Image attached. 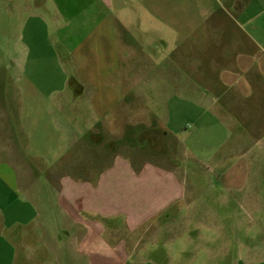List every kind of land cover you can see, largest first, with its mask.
<instances>
[{"label":"crops","instance_id":"1","mask_svg":"<svg viewBox=\"0 0 264 264\" xmlns=\"http://www.w3.org/2000/svg\"><path fill=\"white\" fill-rule=\"evenodd\" d=\"M163 102L190 150L216 138L192 162L217 205L164 163L156 140L185 148ZM192 249L264 264V0H0V264H187Z\"/></svg>","mask_w":264,"mask_h":264},{"label":"rangeland","instance_id":"2","mask_svg":"<svg viewBox=\"0 0 264 264\" xmlns=\"http://www.w3.org/2000/svg\"><path fill=\"white\" fill-rule=\"evenodd\" d=\"M132 94L135 95L136 97L145 96V93H143V91H141V88L138 85H135L133 87V93ZM151 96H153V95H151ZM156 98H157V95H156ZM157 104H158V100H156V105ZM159 108L160 109H158L159 110L158 115H161V120H162L161 122L163 125L162 130H164V131L172 130V132H174L175 136L178 137V139L180 140L182 145H184V148H185V149H183V147H182V149L178 151V149H175V147H173V145H170L171 150H167L166 145L164 143V139H163L164 137L161 138L160 142H158L156 140L155 141L156 143H159V144L161 143L162 150H164V152H166V154L168 153L167 156L166 155L163 156L164 163H165L166 157H171V158L179 157V160H178L180 162L179 165L183 164L185 169L188 168L185 171L188 174V176H191L192 178L194 177V179L198 180L197 185L195 184V186L197 188L196 189L197 195H195L196 198L194 201L195 206H202V205H206L207 203H208L207 205H211V206L217 205L218 200H217L216 191H220V190L216 189V188H218V185L216 184V179H215L214 175L208 174V171L204 170V167L202 165H199L201 170H198V166L192 162L193 161L192 157L194 156L193 155L194 152L197 153L198 155H202V152H204V153L208 152V151H204L203 148H206V147L208 148L209 142L216 140V138L213 137L212 139H209L207 137V135H204V137H201L199 139L196 137V139L199 142H201V144H202V150L200 149L201 147L199 149H195L194 151H192L193 149L190 150V148H192V144H191L192 140H190L189 142H186L185 139L188 136V134H190L191 129L187 128V126H189V124L186 121L185 114L176 115L174 118L173 117L174 113H173L172 109H167V103H165V102L161 103V107H159ZM118 109H120V108H118ZM117 136L118 135H115V137H117ZM147 136L151 140V135L150 136L147 135ZM116 144H117V142L114 143V145H116ZM151 146H152V144H151ZM116 152L121 153V151L115 150V153ZM211 186H213L215 189H212ZM207 193H209V195ZM209 196H210V198H209ZM230 199L231 198H229L227 195L225 198V201L227 202L226 206H234V205H232V203H230V202L228 203V201H230ZM221 200L223 202V197ZM221 200H220V203H221ZM243 217L246 218V220H247L246 222L250 223V216L248 214H244ZM249 231H250L249 229L243 228V232L249 233ZM164 248H168L170 250L172 247L166 246ZM204 259L205 258H204L203 253L198 252L195 249H192V255L190 257V261H188L187 264H205Z\"/></svg>","mask_w":264,"mask_h":264}]
</instances>
